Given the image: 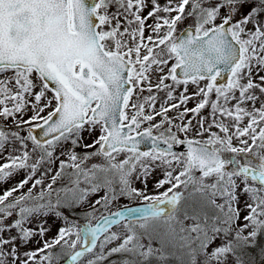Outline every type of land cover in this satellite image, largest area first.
Here are the masks:
<instances>
[{"label": "snow or ice", "instance_id": "6c2138e0", "mask_svg": "<svg viewBox=\"0 0 264 264\" xmlns=\"http://www.w3.org/2000/svg\"><path fill=\"white\" fill-rule=\"evenodd\" d=\"M0 159V264H264V0H0Z\"/></svg>", "mask_w": 264, "mask_h": 264}, {"label": "rangeland", "instance_id": "374dc122", "mask_svg": "<svg viewBox=\"0 0 264 264\" xmlns=\"http://www.w3.org/2000/svg\"><path fill=\"white\" fill-rule=\"evenodd\" d=\"M160 2L163 4V3L165 2V0H160ZM145 14H146V13H145ZM148 22H149V23H152L151 20L148 21ZM189 23H190V22H189ZM184 26H185L184 24H181V25H180V28L182 29ZM147 34H148V33H146V35H147ZM192 91H194V88L190 87V88H189V92L191 93ZM145 94H147V93H145ZM194 103H195V102H190V103L188 104V107H193V106H194ZM157 106H159V105H157ZM207 111H208V110L206 109V110H205V114H207ZM28 115H31V113H29ZM25 119H27V116H25ZM85 137H86L85 142H89V141L87 140V134H85ZM77 151L80 152V151H83V150H82V149H77ZM89 151H91V150H89ZM5 162H6V161H5L4 159H0V164L5 163ZM97 162H98V161H97ZM161 177H162V173H161L159 170H157V172H156L153 176L149 177V183H148V186H147V191H148L149 194L154 193V191H155V180H156V179H159V178H161ZM22 178H23V173H21L20 175H17V176L15 177V179L12 180L11 183L14 184V183H16L18 180H20V179H22ZM9 186H10L9 184H5V185H4V187H9ZM29 186H30V185H29ZM136 186H137V187H143V185L140 184L139 182H137ZM27 187H28V186H26L25 189H24L23 191H27ZM0 191H2V189H0ZM160 191H163V189H160ZM135 205H143V204H142V202L139 201V200H136V201H130V200H127V199H121V200L118 201L116 204H114L113 206H111L110 209H109L108 211H109V212H115V211H118V210H123V209L125 208V206L128 207V206H135ZM105 214H107V213H105ZM74 218L78 219V222H79L81 225H83V224H85V223H88V221H86V220L83 219V215H82V213H81V210H79V209L77 210V214H74ZM97 218H99V213L97 214ZM92 223L95 224V221H92ZM30 226H34V225H30ZM60 226H62L60 222H56L55 225H53L52 223H49V224L47 225V227H50V228H51V232L48 233V237L54 236V235L56 234V230H57ZM113 231H120V229H119L118 227H113ZM37 239H39V238L37 237ZM38 246H42V245H36V244H31V245H29L30 248H35V247H38ZM52 251L55 252V251H57V249H53ZM113 259H118V257H114Z\"/></svg>", "mask_w": 264, "mask_h": 264}, {"label": "water", "instance_id": "95a60500", "mask_svg": "<svg viewBox=\"0 0 264 264\" xmlns=\"http://www.w3.org/2000/svg\"><path fill=\"white\" fill-rule=\"evenodd\" d=\"M36 134L39 135V130L37 131ZM148 147L149 145L147 143L141 145L142 150H147ZM135 208H139V207H135Z\"/></svg>", "mask_w": 264, "mask_h": 264}, {"label": "trees", "instance_id": "16d2710c", "mask_svg": "<svg viewBox=\"0 0 264 264\" xmlns=\"http://www.w3.org/2000/svg\"><path fill=\"white\" fill-rule=\"evenodd\" d=\"M261 243L264 244V240H262ZM258 252H259V248H257V250H256V253H258ZM257 259H258V256H257Z\"/></svg>", "mask_w": 264, "mask_h": 264}]
</instances>
